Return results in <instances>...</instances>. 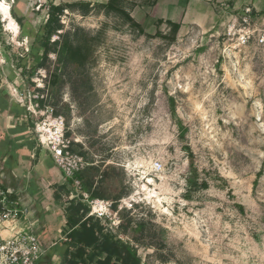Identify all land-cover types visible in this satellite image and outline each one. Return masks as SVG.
Masks as SVG:
<instances>
[{"label":"rangeland","instance_id":"1","mask_svg":"<svg viewBox=\"0 0 264 264\" xmlns=\"http://www.w3.org/2000/svg\"><path fill=\"white\" fill-rule=\"evenodd\" d=\"M152 1L125 3L144 33L98 4L86 15L66 10L64 31L94 37L93 56L85 71L61 68L55 87L46 68L29 82L45 84L79 139L91 163L85 179L149 224L146 264H264V48L224 39L236 10L223 17L217 0L194 4L208 17L184 22L171 40L167 3L180 0ZM21 42L11 52L22 60ZM24 60L29 69L37 61Z\"/></svg>","mask_w":264,"mask_h":264},{"label":"trees","instance_id":"2","mask_svg":"<svg viewBox=\"0 0 264 264\" xmlns=\"http://www.w3.org/2000/svg\"><path fill=\"white\" fill-rule=\"evenodd\" d=\"M157 0L152 1L156 4ZM126 0H108L106 2H61L55 4L49 3V17L40 26L35 33L34 41L30 47L28 56L36 59L32 68H24L23 72L28 81L32 79L38 68H46L49 71L48 82L55 87L61 80V68L74 66L76 71H85L87 63L95 52L94 37L80 28H74V38L71 31H64L65 24L62 21L66 10L78 11L86 15L98 4L107 14L114 12L125 18L131 26L136 27L144 33L143 25L137 21L131 12L125 7ZM16 16V15H15ZM21 23L22 19L16 17ZM171 30V40L177 38L181 24L168 20ZM0 29L2 25L0 22ZM58 35L57 39H53ZM55 53L58 57V66L56 70H51L49 66L50 54ZM17 57V56H16ZM44 103V101H42ZM51 104V103H50ZM59 114V111L56 110ZM68 135H70L68 133ZM77 150L86 158V153L82 146L75 144ZM88 159V158H87ZM89 161V159H88ZM190 163L193 165L191 156ZM194 171H196L194 169ZM85 171L82 174L84 187L90 192L91 197L110 199V196L104 193L101 187L95 184L94 179H85ZM61 190V191H60ZM58 192L53 196V202L67 200L61 215L65 222V235L57 234L58 215L52 216L49 211L45 212L47 219V234L42 235L35 232L43 248V254L38 264H146L145 258L140 249L148 246L145 243L147 236H151L149 224L145 219H134L130 216L131 209L125 208L121 213V223L118 229H115L109 220L89 215L90 206L86 205L81 196L66 199L73 192V183L70 178L61 186ZM121 196L118 195L113 200V210H118V203ZM136 227L132 226V223ZM122 233L126 234L123 236ZM154 240V237H152ZM157 248L156 245H152ZM162 260H166L164 257Z\"/></svg>","mask_w":264,"mask_h":264},{"label":"crops","instance_id":"3","mask_svg":"<svg viewBox=\"0 0 264 264\" xmlns=\"http://www.w3.org/2000/svg\"><path fill=\"white\" fill-rule=\"evenodd\" d=\"M47 1L59 4L57 0ZM5 2L6 0H0V3ZM160 2L162 1L157 0L156 3ZM201 2L204 1H168V20L181 24L182 28L183 23L188 20L197 22V19H202L203 16L207 18L208 15L196 14L193 8L194 4ZM247 4L254 7L256 14L264 11V0H217L215 6L224 12L223 17L226 18L231 10L240 9ZM36 6L37 0H15L9 12L17 21L19 31L14 33L5 28L13 33L12 42L8 41L6 33H3V27L0 29V184L11 188L19 202L30 209L29 220L34 232L47 234L45 212L49 211L52 216L58 215L57 234L65 235V219L59 214L62 213L67 200L53 202V196L61 189L67 177L55 164L50 151L40 145L34 130V117L28 115L25 105L15 96V89L24 91L30 86L23 72L24 68H28L24 58L28 56L33 43L29 44V39L34 37L47 20L45 9L37 10ZM176 9H180L181 13ZM16 17L21 18L22 22L19 23ZM0 22L3 26L4 17H0ZM16 41L21 42V46L25 48V52L21 54L24 56L22 60L15 58L16 53L11 52ZM78 144L81 146L80 142Z\"/></svg>","mask_w":264,"mask_h":264},{"label":"built area","instance_id":"4","mask_svg":"<svg viewBox=\"0 0 264 264\" xmlns=\"http://www.w3.org/2000/svg\"><path fill=\"white\" fill-rule=\"evenodd\" d=\"M14 2L15 0H9V10ZM35 8L45 9L48 19L47 0H37ZM223 36L235 48L241 49L249 45L264 48V11L256 14L250 4L237 9L227 19ZM45 72L46 70L41 73V80L46 78ZM44 88L43 82L30 84L24 91L15 89V96L25 105L28 115L34 117V130L40 145L50 151L55 164L71 179L73 192L70 197L81 196L82 201L91 208L89 215L109 220L118 229L123 206L120 205L114 211L113 200L91 197L90 192L85 189L82 174L91 163L75 147L80 142L79 139L68 135L65 116L56 113ZM151 166L161 169L163 165L160 161H155ZM30 214V209L19 202L15 192L0 184V264H38L43 248L32 228Z\"/></svg>","mask_w":264,"mask_h":264},{"label":"bare ground","instance_id":"5","mask_svg":"<svg viewBox=\"0 0 264 264\" xmlns=\"http://www.w3.org/2000/svg\"><path fill=\"white\" fill-rule=\"evenodd\" d=\"M0 12L2 13L1 15L4 17V21L7 22L8 29H10L14 33H18V23L14 19V17L10 15L8 4L0 3Z\"/></svg>","mask_w":264,"mask_h":264}]
</instances>
